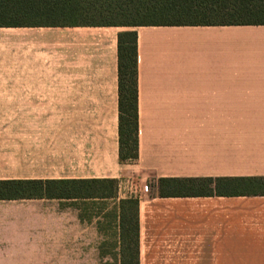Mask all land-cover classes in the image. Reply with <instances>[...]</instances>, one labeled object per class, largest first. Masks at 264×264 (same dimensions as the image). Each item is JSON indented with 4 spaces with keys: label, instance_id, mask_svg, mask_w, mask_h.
Wrapping results in <instances>:
<instances>
[{
    "label": "crops",
    "instance_id": "obj_1",
    "mask_svg": "<svg viewBox=\"0 0 264 264\" xmlns=\"http://www.w3.org/2000/svg\"><path fill=\"white\" fill-rule=\"evenodd\" d=\"M129 30L139 158L122 163L119 34ZM260 176L264 25L0 26V181L33 183L0 197V264H99L68 262L101 239L85 205L105 199L78 195L79 182L116 179L119 202L136 196L133 182ZM139 235L140 264H264V195L143 194Z\"/></svg>",
    "mask_w": 264,
    "mask_h": 264
},
{
    "label": "trees",
    "instance_id": "obj_2",
    "mask_svg": "<svg viewBox=\"0 0 264 264\" xmlns=\"http://www.w3.org/2000/svg\"><path fill=\"white\" fill-rule=\"evenodd\" d=\"M35 23L126 27L264 25V0H0V26ZM138 132V34L129 30L119 34V156L122 163L139 158ZM73 183L64 184L76 182ZM31 184L0 181V197ZM79 184L82 188H78V195L82 190L84 196L118 198L116 179ZM156 190L160 197L264 195V176L159 178ZM115 214L118 252L114 262L104 264H140L139 197L120 199Z\"/></svg>",
    "mask_w": 264,
    "mask_h": 264
},
{
    "label": "rangeland",
    "instance_id": "obj_3",
    "mask_svg": "<svg viewBox=\"0 0 264 264\" xmlns=\"http://www.w3.org/2000/svg\"><path fill=\"white\" fill-rule=\"evenodd\" d=\"M131 183L132 182H130L129 186H131ZM133 184L132 188L134 189V191L136 190L133 195H136L138 197L143 194L158 195L156 190V181H152L151 183H148L142 187H136L135 182H133ZM120 199H122V197ZM116 202H118L117 199L108 198L105 200L94 201L93 204L90 203L88 205H85V210L87 214L91 215L93 212L94 216L96 214H99L100 216L101 239L99 241H83V250H81L83 254H78L77 256L69 255L68 262L99 264L114 262V256L116 252H118V248L115 246V239L119 234L118 228L116 229Z\"/></svg>",
    "mask_w": 264,
    "mask_h": 264
}]
</instances>
